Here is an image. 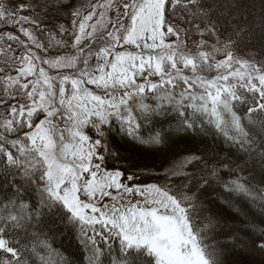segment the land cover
<instances>
[{
  "label": "snow or ice",
  "instance_id": "obj_1",
  "mask_svg": "<svg viewBox=\"0 0 264 264\" xmlns=\"http://www.w3.org/2000/svg\"><path fill=\"white\" fill-rule=\"evenodd\" d=\"M113 3L114 0H105L102 4L93 5L94 10L83 16L79 23L78 33L72 34L75 37L73 48H79L88 39L89 47L97 41L102 42L98 50L85 55L84 50L79 49L75 56H60L54 60H42L29 51L15 58V76L0 77V86L5 93L0 97V106L9 100L24 101L10 105L8 115L0 117V155L6 157L9 166L22 169L23 179L43 183L42 188L37 187L43 206L49 211L59 207L66 212L67 225L78 229V239L93 254L90 264H100L103 255L100 243L111 254L110 240L113 238L119 241L120 249V259L113 264H139L142 256L151 257L154 264H216L203 246L200 231L193 229L190 208L183 206L190 198L177 199L155 184L128 187L120 183L121 172H102L100 164L92 163L94 157L103 160L95 152L96 148L102 147L100 140L85 147L89 138L81 130L91 124L99 132L100 126L109 124V117H113L126 126L124 131L127 135L138 139L136 131L139 124L133 108L138 106L139 113L145 118L155 112L143 103L147 90L159 100L191 108L225 135L231 130L234 135L228 139L239 145L241 150L248 151L253 141L234 107L244 105L247 108L246 118L252 126L257 124L253 120L254 114H264V62L258 64L254 56L251 60L235 56L230 51L231 44L235 42L232 40L221 43L220 47L211 45V51L203 50L207 42L202 40L196 42L195 51L189 50L182 39L185 31L166 22V10L173 12L180 8L190 15L206 16L207 11H199L204 7L201 0H126L123 11L117 9L119 14L114 20L107 17ZM189 6L198 11L193 13ZM97 8L104 11L100 12L97 22L90 25L91 32H86ZM30 10H33L32 4H18L16 12H6L5 6L0 4V24L20 26L23 35L36 48L42 49L43 45L22 26L34 21L18 15ZM73 15L80 18L82 13L77 10ZM172 18L184 20L183 16ZM124 20L130 23L125 25ZM73 24L76 25L75 20ZM195 28L201 36L215 34L210 27L203 31L199 25ZM166 37L175 38L174 42L166 43ZM237 37L242 39L240 33ZM4 39L19 40L11 33L0 34V41ZM57 45L60 46L59 41ZM125 45L134 46L138 51H115ZM217 54H223L225 59L217 60ZM0 55H7V50L0 51ZM93 57L95 64L92 63ZM109 57L113 58L112 62ZM40 65H47L58 72L65 68L75 71L72 76L49 75ZM106 68L110 71H105ZM3 71L0 68V72ZM203 73L215 75L209 79ZM154 76L159 77L158 82H151L150 78ZM138 77H142L144 83L137 84ZM85 84L95 85L106 96L102 98L93 94ZM181 86L177 101L173 90ZM161 91L164 96L160 95ZM129 101L133 102L132 105ZM40 113L45 115V119L33 127V117ZM93 117L97 119L93 121ZM54 118L72 121L68 136ZM260 127L264 129V122ZM24 128L32 131L20 139L9 141L6 138V134H14ZM99 134L103 135L102 132ZM150 142L159 144V135ZM6 144L16 150V157L6 150ZM84 173L90 178L86 180ZM134 179L133 176L127 177L129 181ZM110 189L118 195H111ZM226 191L252 198L250 190L239 181H232ZM104 197L112 203H102ZM0 207L7 209L9 206ZM25 207L19 205L17 213L0 215L3 222L0 225V252L10 254L17 262L20 260L18 249L11 247V242L3 236L6 227H18L29 218L23 214ZM258 247L264 249V243ZM0 264H13V261L0 259Z\"/></svg>",
  "mask_w": 264,
  "mask_h": 264
},
{
  "label": "trees",
  "instance_id": "obj_2",
  "mask_svg": "<svg viewBox=\"0 0 264 264\" xmlns=\"http://www.w3.org/2000/svg\"><path fill=\"white\" fill-rule=\"evenodd\" d=\"M95 1L0 0L6 12H16L18 4L33 5V10L18 15L34 21L30 23L36 30L34 36L43 45L42 49L36 48L32 41H26V36L19 30L20 26L0 24V34L11 33L19 38L18 41H0V51L7 50V55H0V68L4 69L0 77L17 74L16 57L29 51L38 56L33 48L55 53L73 52L75 37L72 34L77 32L80 21L91 11ZM201 4L204 7L199 11H207L208 15H190L180 8L173 12L166 10V22L185 31L182 39L189 50H195L196 42L202 40L207 42L205 51H211L213 44L220 47L221 43L232 40L235 42L231 44L230 51L235 56L247 60L254 56L258 64L264 62V0H201ZM189 7L193 13L198 11ZM77 10L82 13L80 18L73 15ZM173 16H183L184 20L173 19ZM189 20L191 23H186ZM195 25L200 26V31L206 27L213 28L215 34L201 36ZM237 33L242 39L237 37ZM174 39L166 37L165 42L173 43ZM223 58V54L216 56L217 60ZM203 75L212 77L215 73ZM150 79L158 82L155 76ZM182 87L173 90L177 101ZM4 95L0 86V97ZM160 95L164 96L165 93L161 91ZM23 102L9 100L0 106V117L8 115L10 105ZM132 103L129 101L130 105ZM143 103L155 112L145 118L139 113L138 106L133 108L139 124L136 131L138 139L127 135L124 131L126 126L113 117H109V124L100 126L99 132L103 135L91 124L83 127L89 141L100 140L102 147L96 148L95 152L103 157L102 161L98 160L101 166L119 170L126 179L133 176V182L158 184L177 199L190 198L183 206L190 208L193 229L200 231L203 246L216 264H264V249L258 247L264 243V129L260 127L264 114H254L253 120L257 124L252 126L246 118L247 108L235 105L234 110L253 141L250 149L245 151L228 139V136L234 135L231 130L227 135L221 133L208 123L206 117H199L191 108L159 100L147 90ZM43 117V113L34 116L33 127ZM92 119L95 121L97 118ZM29 131L32 129L24 128L17 133L6 134V138L9 141L20 139ZM156 135H159L160 142L152 144L150 141ZM4 147L14 157L18 155L10 144ZM179 162H185L183 170L173 173L172 169ZM21 173L22 169L9 166L6 157L0 155V206H9L7 209L0 207V215L17 213L18 206L25 205L23 214L29 217L18 227H6L3 236L11 242V247L18 249L19 262L2 252L0 259L12 260L13 264H90L93 254L78 239V229L67 225L66 212L59 207L53 211L47 210L37 191V187L42 188L43 183L23 179ZM232 181L243 183L250 190L252 198L226 191ZM110 245L109 255L107 247L100 243L103 253L100 264L119 261V241L113 238ZM139 264H154V260L142 256Z\"/></svg>",
  "mask_w": 264,
  "mask_h": 264
},
{
  "label": "rangeland",
  "instance_id": "obj_3",
  "mask_svg": "<svg viewBox=\"0 0 264 264\" xmlns=\"http://www.w3.org/2000/svg\"><path fill=\"white\" fill-rule=\"evenodd\" d=\"M105 0H96L95 1V4L94 5H98V4H102L104 3ZM126 2V0H114V3L112 4V8L111 10H109L107 12V17L110 18V19H115L116 16L119 14V12L117 11V9H119L120 12L123 11V4ZM119 6V7H118ZM93 7L91 9V11H89L85 16L89 15L92 11H93ZM96 11V16L93 17V19L91 21H89V27L87 28L86 32H91V27L90 25L92 24H95L97 22V20L99 19V14L100 12L104 11V9L102 8H97L95 9ZM81 22V21H80ZM123 23L125 25H128L130 23V21L128 20H124ZM23 26L25 27V29L29 30L33 35L36 34V30L34 29V27H32L30 25V23H24ZM108 28L110 29L111 28V24L108 25ZM78 33V29H77V32ZM75 39V38H74ZM26 41H31L27 36L25 38ZM74 42V41H73ZM90 45V40L88 39H85L83 41V43L79 46V48H74V51L73 52H67V51H61L60 53H55L53 51H47V50H40V51H37L36 49L33 48V50L38 53V56L41 57L42 60H54L60 56H75L77 54V52L79 51V49H83L84 50V53L85 55H87L88 52H92V51H95V50H98L99 47L102 46V42L100 41H97L96 44H92L91 47H89ZM196 50V49H195ZM195 50H191V51H195ZM204 50V49H203ZM116 52H124V51H128V52H132V53H135L137 52L138 50L134 47V46H131V45H125L123 48H116L115 49ZM205 51V50H204ZM37 55V54H36ZM112 57H109V61L112 62ZM225 59V58H223ZM221 59V60H223ZM81 60H83V57H81ZM92 62L95 64L96 63V60L95 58L93 57V60ZM39 63V62H37ZM46 71H48L49 75H69V76H72L73 73H74V69H68V68H65V69H62L60 70L59 72L55 69H51V68H48L47 65H42ZM79 66H82V65H79ZM105 71H110V69H105ZM58 72V73H56ZM98 74V73H97ZM158 80H159V77H157ZM209 79H211L212 77H208ZM152 82V81H151ZM136 83L137 84H142L144 83V79L142 77H138L136 79ZM154 83V82H153ZM86 88H88V90L90 92H92L93 94L95 95H99L101 96L102 98H104L106 96V93L100 89V88H97L95 85H91V84H85L84 85ZM70 87V86H68ZM45 119V115L44 117L41 119V120H44ZM40 120V121H41ZM55 120V118H54ZM40 121L37 123L39 124ZM56 123H58L59 125H61L64 129H65V136H68V130L71 129L72 127V121L71 120H68V119H61V120H55ZM82 133L86 136L85 132H84V128H82ZM70 139V137H69ZM94 142H91V141H87L85 143V147H88L89 144H92ZM92 163L93 164H100V162L98 161V159H96L95 157L93 158L92 160ZM101 165V164H100ZM184 165H185V162H179L176 164V166L172 169L173 173H177V172H181L184 168ZM101 169H102V172H116V171H119L117 169H107V168H104L103 166H101ZM120 172V171H119ZM84 178L87 180L89 179L90 177L88 176L87 173H84ZM99 178V177H98ZM120 183L122 184H127L128 187H133L135 185H152L154 183L152 182H147V183H138V182H133V181H129L127 180L126 178L122 177L120 178ZM155 185H158V184H155ZM160 187V186H159ZM161 189H163L162 187H160ZM111 192V195L113 196H116L118 195V193L115 191V190H109ZM129 199H138V197H128ZM102 203L104 204H107V205H110L112 203V201L108 198V197H104L102 199ZM97 206H100L99 204ZM99 215V214H97Z\"/></svg>",
  "mask_w": 264,
  "mask_h": 264
},
{
  "label": "bare ground",
  "instance_id": "obj_4",
  "mask_svg": "<svg viewBox=\"0 0 264 264\" xmlns=\"http://www.w3.org/2000/svg\"><path fill=\"white\" fill-rule=\"evenodd\" d=\"M93 7V6H92Z\"/></svg>",
  "mask_w": 264,
  "mask_h": 264
}]
</instances>
